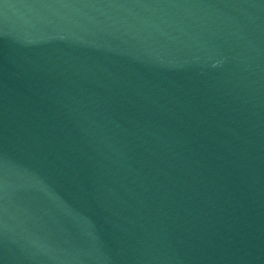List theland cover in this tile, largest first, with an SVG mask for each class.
Returning a JSON list of instances; mask_svg holds the SVG:
<instances>
[{
	"label": "water",
	"instance_id": "water-1",
	"mask_svg": "<svg viewBox=\"0 0 264 264\" xmlns=\"http://www.w3.org/2000/svg\"><path fill=\"white\" fill-rule=\"evenodd\" d=\"M0 264H264V0H0Z\"/></svg>",
	"mask_w": 264,
	"mask_h": 264
}]
</instances>
